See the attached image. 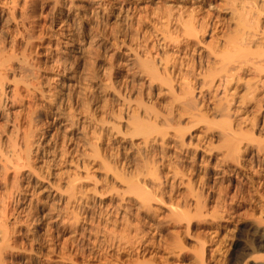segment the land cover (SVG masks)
Here are the masks:
<instances>
[{
    "label": "rangeland",
    "instance_id": "rangeland-1",
    "mask_svg": "<svg viewBox=\"0 0 264 264\" xmlns=\"http://www.w3.org/2000/svg\"><path fill=\"white\" fill-rule=\"evenodd\" d=\"M25 1L19 0L15 19L13 0H0V53L13 50L16 58L26 59L16 80L8 72L6 86H18L19 92L15 102L0 108V136L11 131L15 116L48 152L45 160L57 153L66 163L59 158L50 171L37 162L50 181L22 182L26 187L29 182L24 202L17 205L22 211L9 219L16 249L3 254V263L227 264L252 237L251 226H263L264 212V157L253 163L258 169H250L246 143L239 156L229 155L231 137L225 138L230 127L241 128L245 136L252 130L246 120L251 114L237 104L247 95L249 75L237 78L243 81L233 82L229 91L218 81L234 53L224 40L239 36L232 5L228 0H58L55 7L57 0ZM243 1L250 0L234 4L242 13ZM169 12L178 19L192 14L219 19L217 36H229L201 42L213 46L218 59L212 48L209 54L196 41L181 36L184 41H178V22L170 27L175 41L164 43L163 15ZM147 61L156 77L143 64ZM167 76L176 94L163 85ZM229 102L239 111L232 119ZM75 162L86 164L89 180L72 189L69 181L84 175ZM47 184H58L62 198L48 194Z\"/></svg>",
    "mask_w": 264,
    "mask_h": 264
},
{
    "label": "bare ground",
    "instance_id": "bare-ground-1",
    "mask_svg": "<svg viewBox=\"0 0 264 264\" xmlns=\"http://www.w3.org/2000/svg\"><path fill=\"white\" fill-rule=\"evenodd\" d=\"M21 1V0H20ZM27 1V0H26ZM25 1V2H26ZM58 1V0H57ZM60 1V0H59ZM59 1L54 5L55 7H57L58 5H60ZM65 1V0H64ZM239 1V0H238ZM237 0H228V5H232L231 7V10H232V13H233V21H234V18H236L234 15L238 16V20L237 21H234L235 24L237 25L236 28L237 31H235V36H237L238 34V30H239V36L235 37L234 36L232 38L234 39H230L229 37H226L225 36H229L227 35L228 33L226 32L225 33V36L224 38L226 39V41L224 40V38H222L224 40V42H226V45L224 43L225 46H227L229 43V45L231 44V47H232V44H233V47H234V50L232 52V60L233 62H231V60H229L228 62H225L226 64L228 63L230 66H227L224 61L223 64H225V67L221 70V74H223L221 76V79L218 80L221 84V87H223L225 90L229 89V87L237 80V83H239V81H243V79H237V78H241L243 74H247L249 75L247 80L244 81V84H246V87H244L246 90V93L247 95H244V97L240 98V101L237 100V104L240 103L242 105H244V107L242 108V112L244 110V108L246 110L245 111H249L248 113H250L252 116L251 120H249L248 118H246V120L248 121H251V132L250 134L246 135L242 132V129L239 128V129H235V128H232L230 127L229 128V132L228 133V137H225V138H228L229 139V136L231 137V143L227 141L231 144L230 147H229V151L231 155V152L236 155V156H239L241 154V150H242V147L244 145V143H246L244 145V147L246 148V152L248 153V156L250 157L248 159V161L250 160L251 161V168L250 169H258L259 166H253L254 164L253 163H260V158L261 157H264V9H263V5L260 6L259 4V0H245V2H248L246 3L247 4V7L248 5L249 6V9H247V12L249 11V13L247 14V18L245 17L244 15V12L247 13L245 10L246 8L244 7L246 4L243 2H241V4L243 3L242 8L243 7L245 9H243V13H242V10L241 12L238 10V7L235 6L234 4H236L235 2H238ZM241 1V0H240ZM239 1V2H240ZM9 2V1H8ZM227 2V1H226ZM238 2V4H239ZM260 2H263L264 3V0H260ZM13 14H12V18H15L14 17V14L15 13V10H17V6H19V0H13ZM12 3L10 5V7L12 6ZM21 3V2H20ZM2 4V3H1ZM3 4H6L5 6H9L8 3L4 2ZM2 4V6H4ZM23 4L25 5L24 3V0H23ZM22 4V5H23ZM100 4V3H99ZM239 5V6H240ZM72 6V4H71ZM10 7H7V10H12ZM24 7V6H23ZM237 9H236V8ZM262 7V8H261ZM1 8V6H0ZM22 8V7H20ZM6 10V9H5ZM4 10V11H5ZM2 11H3V8H2ZM3 11V12H4ZM10 11H7V12H10ZM166 11V10H165ZM2 12V13H3ZM6 12V11H5ZM7 12H6V15H7ZM17 12V11H16ZM19 12V11H18ZM28 12V11H27ZM1 13V15H2ZM21 13V12H20ZM165 13V12H164ZM5 13H3L4 15ZM173 13L169 12V13H166L165 15H163V18L166 20V23H167V26H165L164 28V32H161V35L162 36V40L165 42H170L172 43L173 40H174V37L171 35L172 32L170 31V27L173 25V22H178V24L182 27H180L182 29V32H181V35H179V37H183L185 40H187L188 42H193V41H196V43L198 42L199 45L203 46V48L206 49L207 47V52L209 51V54L210 51H211V48H212V54L216 52H214L213 50V46H209V44L206 45L205 44H201V42H204V38L205 37H210L212 40H215L216 37L220 38L218 34V26L219 25V19H218V23H216L217 21L216 18H214V16H212V14H207V15H204V16H193L194 14H192L191 18L190 16L188 18H190L188 20V18L184 19L183 17L184 16H180L181 18H183L184 20L179 19L178 18H175L173 15ZM175 14V13H174ZM246 19L243 18V15ZM2 15V16H3ZM10 13L8 14V16H5V17H9ZM181 15V14H180ZM179 16V14H178ZM11 17V16H10ZM161 17V16H160ZM10 19V18H9ZM8 19V20H9ZM16 19V18H15ZM215 19V20H214ZM237 19V18H236ZM7 20V18H6ZM7 20V23H9ZM164 20V21H165ZM250 20H254V24L252 23V21ZM233 22V23H234ZM6 23V21H5ZM12 23V22H11ZM9 23V24H11ZM69 23V22H68ZM67 23V24H68ZM64 24V23H63ZM162 25V24H161ZM67 26V25H65ZM16 27V26H15ZM69 27V26H68ZM235 27V26H234ZM243 29V33L240 32L241 29ZM61 28V27H60ZM154 28H156L154 26ZM222 28V27H221ZM65 29V28H63ZM160 29V28H159ZM162 29V27H161ZM22 30V29H21ZM68 30V29H67ZM155 30V29H154ZM7 31V30H6ZM23 31V30H22ZM21 31V32H22ZM159 31V30H157ZM161 31V30H160ZM223 31V29L221 30ZM234 31V30H233ZM65 32H68L65 30ZM171 32V33H170ZM18 33V32H17ZM64 33V32H63ZM220 33V32H219ZM224 33V31H223ZM240 33H242L240 36ZM67 34V33H66ZM222 34V32L220 33ZM8 35V34H7ZM11 35V34H10ZM14 35V34H13ZM21 35L23 36V34L21 33ZM71 34L69 33L68 36H70ZM21 36V38H23ZM65 36V35H64ZM157 36V35H156ZM177 37V38H179ZM180 37V38H181ZM13 38V37H12ZM23 41V39H21ZM183 38L181 39H178V41H184ZM26 39V38H25ZM24 39V40H25ZM75 39V38H74ZM176 39V38H175ZM221 39V38H220ZM221 39V40H222ZM17 40V39H16ZM27 40V39H26ZM211 40L212 43H214L213 41ZM218 40V39H217ZM216 40V41H217ZM15 40H13V43L12 44H15L14 43ZM175 41V40H174ZM239 41H243V44L242 42L240 43ZM21 42V41H20ZM19 42V43H20ZM26 42V41H25ZM28 42V41H27ZM187 42V43H188ZM245 42V43H244ZM23 43V42H22ZM29 43V42H28ZM159 43V42H157ZM175 43V42H174ZM176 43H177V39H176ZM178 43H181V42H178ZM177 43V44H178ZM185 43V42H184ZM195 43V42H194ZM24 44V43H23ZM27 44V43H26ZM30 44V43H29ZM27 44V45H29ZM191 44V43H189ZM25 45V44H24ZM170 45V44H169ZM176 45V44H175ZM192 45V44H191ZM197 45V44H196ZM197 45V46H199ZM213 45V44H211ZM228 45V46H229ZM8 46V45H7ZM13 46V45H11ZM10 46V47H11ZM17 46V44H16ZM16 46H14L13 48H16ZM22 46V45H21ZM154 46V45H153ZM179 46V45H178ZM18 47V46H17ZM29 47V46H28ZM12 48V49H13ZM20 48V47H18ZM24 48V47H23ZM177 48V46H176ZM215 48V47H214ZM220 48V47H219ZM226 48V47H225ZM228 48V47H227ZM226 48V49H227ZM1 49V48H0ZM25 49V48H24ZM26 49H27V46H26ZM31 49V48H30ZM188 49V48H187ZM224 49V48H223ZM4 50V54L6 53L5 52V49ZM16 49H14L15 51ZM19 50H22L21 48ZM17 49V51H19ZM205 50V51H206ZM225 50V49H224ZM223 50V51H224ZM11 51V49H10ZM27 51V50H26ZM199 51V50H198ZM197 51V52H198ZM222 51V52H223ZM0 52H2V50H0ZM28 52V51H27ZM228 52V49L227 51ZM8 53V52H7ZM201 53V52H200ZM199 53V54H200ZM4 54L0 53V108L1 107H6L7 104L9 102V100H13L18 92H19V88L18 86H13L12 88H8V84L10 83H6V79L9 81L8 79V74L9 73H12L14 72V79L16 80V75L17 72L16 71H19V72H22L24 71L25 67H26V59L25 57H21V58H16L17 56L14 54L13 50H12V53H10L8 56H4ZM12 54V55H11ZM14 54V55H13ZM208 54V53H207ZM208 54V55H209ZM216 56H218V54L216 53L215 54ZM15 56V57H14ZM211 56V55H209ZM214 56V54L212 55ZM214 56V58L216 57ZM137 57V56H136ZM202 57V56H201ZM162 58V57H161ZM217 58V57H216ZM218 59V58H217ZM216 60V59H215ZM139 61V60H138ZM174 61V60H173ZM218 61V60H217ZM149 61H147L146 63H143L146 67L147 70L148 67L150 68V70L152 71V73L155 74V77L157 76L155 70L153 67H151L150 64L152 63H148ZM170 62V61H169ZM221 60H220V63H222ZM210 63V62H209ZM232 63V64H231ZM221 64V65H223ZM166 65L168 67V63L166 62ZM195 66V65H194ZM224 66V65H223ZM167 67H164L166 69H168ZM192 67V66H191ZM36 68V67H35ZM172 68V67H171ZM173 69V68H172ZM169 70V69H168ZM168 70H166L168 72ZM175 70V69H174ZM194 69H192L193 71ZM12 71V72H10ZM199 71V70H198ZM201 71V70H200ZM9 72V73H8ZM18 72V73H19ZM166 72V73H167ZM173 72V70H172ZM176 72V71H175ZM195 72V71H194ZM23 73V72H22ZM201 73V72H200ZM11 74V75H12ZM171 74V73H170ZM173 74V73H172ZM192 74V72H191ZM168 75V73H167ZM195 75V74H194ZM201 73V77H199L200 79L206 75H203ZM217 75L219 76V74L217 73ZM216 74H214L213 76L211 77H214L212 80H211V83H214L215 82V78L217 76ZM35 76V75H34ZM162 76V75H161ZM160 76V77H161ZM170 76V75H169ZM167 76V78L165 79H168L169 81H162L163 82V85H167V88L168 90H170V92L174 91L175 89V85L173 83H175L174 81H172L171 77ZM175 76V74H174ZM199 76V75H198ZM208 76V75H207ZM207 76L205 77V80L207 79ZM171 79H169V78ZM177 77V76H176ZM184 77V76H183ZM182 77V78H183ZM11 78V77H10ZM190 78V77H189ZM219 77H217L218 79ZM243 78V77H242ZM192 79V78H190ZM204 79V78H203ZM160 80V79H158ZM239 80V81H238ZM161 81V80H160ZM184 81V80H182ZM190 82V81H189ZM207 82V81H205ZM6 83V84H5ZM13 84V83H12ZM188 85L190 83H187ZM241 84V83H240ZM243 84V85H244ZM8 85V86H6ZM164 85V86H165ZM179 85V84H178ZM29 86V85H28ZM190 86V85H189ZM238 86V85H237ZM188 87V86H187ZM240 87V86H239ZM238 87V88H239ZM28 88V87H27ZM193 88V87H192ZM235 89V88H234ZM241 89V88H240ZM201 90V89H200ZM233 90V89H232ZM195 91V90H194ZM194 91H192L193 93H195ZM202 91V90H201ZM229 91V90H227ZM235 92V91H233ZM175 93V91H174ZM187 93V92H186ZM42 94V93H41ZM176 94V93H175ZM174 94V95H175ZM194 95V94H193ZM43 96V94H42ZM188 96V95H187ZM195 96V95H194ZM193 97V96H191ZM203 98V97H202ZM230 98V97H229ZM228 98V100H230ZM246 98L247 101L245 100ZM237 99V98H236ZM242 99V101H241ZM10 100V101H11ZM195 100V99H194ZM232 100V98H231ZM14 101V100H13ZM11 101V103L13 102ZM234 101V100H232ZM15 102V101H14ZM194 102V101H193ZM247 102V103H246ZM232 103V102H231ZM246 105V106H245ZM11 106V105H10ZM2 108V109H3ZM7 108V107H6ZM9 108V107H8ZM227 111L228 113L230 114V117L232 119V117H237V114L239 113V111H237V109H235L233 107V105L229 103H227ZM217 114V113H216ZM215 114V115H216ZM157 115V114H156ZM160 115V114H159ZM233 115V116H231ZM239 115V114H238ZM248 115V114H247ZM249 116V115H248ZM157 117V116H156ZM9 118V117H8ZM7 118V119H8ZM14 121H13V124L11 125V131L9 133H7L8 135H6L5 137H1L0 136V186H4L5 187V192H1L0 190V264H4L3 262H6L5 260L3 261V254L6 253L7 251L9 250H12L14 251V248L12 246V244L10 243V241L12 240V233L10 232V228H9V219L10 217H15L16 215H18L22 209L21 207H18L17 205L20 203V202H24V190L29 186V182H27L26 184L28 185L26 187V185H24L22 182L24 180H28V181H45L47 178V180H49V176L48 177H45L43 176L44 174H42L40 171H39V168L36 167V164L37 162H41L45 167H47L46 169L47 170H50L52 171L51 169H54V167L58 166L60 163L57 159L60 158V160L64 163H66V160L64 159L65 156L64 155H57V153L55 154L54 152V156H52L50 160L46 159L45 160V154L48 155V152L47 151H44V149H42V144L39 142V141H34L35 137L33 138L32 137V131L30 132L29 130L28 131H23L22 129H25V128H22V125H19L18 124V121L16 120V117L14 116ZM18 118V117H17ZM32 118V117H31ZM29 119V118H28ZM166 119V118H165ZM9 120V119H8ZM33 120V118H32ZM32 120H31V123H32ZM35 120V119H34ZM240 120V119H239ZM242 120V119H241ZM245 120V122H246ZM12 121V120H11ZM36 121V120H35ZM9 122V121H8ZM244 122V121H243ZM239 123V122H238ZM241 123V122H240ZM239 123V124H240ZM9 124V123H8ZM242 124V123H241ZM240 124V125H241ZM243 125V124H242ZM241 125V127H242ZM21 126V127H20ZM211 126V125H210ZM84 129V128H83ZM227 129V128H226ZM225 129V130H226ZM33 130V128H32ZM39 130V129H38ZM227 131V130H226ZM225 131V132H226ZM6 132V131H5ZM37 132V131H36ZM247 134V133H246ZM5 135V133L3 134ZM2 135V136H3ZM36 135V133L34 134ZM222 135H226V134H222ZM221 135V136H222ZM227 136V135H226ZM53 138V137H52ZM34 139V140H33ZM90 140V139H88ZM41 141V140H40ZM89 142V141H88ZM47 143V142H46ZM228 143V144H229ZM227 144V145H228ZM45 145V143H44ZM94 147V146H93ZM228 147V146H227ZM226 147V148H227ZM94 149V148H93ZM228 149V148H227ZM95 150V149H94ZM78 151V150H77ZM82 152V151H81ZM97 151H95L96 153ZM245 152V151H244ZM100 153V152H98ZM97 153V154H98ZM96 156H99V155H96ZM228 156V154H227ZM81 158L84 157V156H80ZM87 157V156H86ZM74 158V157H73ZM98 158V157H97ZM100 158V157H99ZM98 158V159H99ZM230 158V156H229ZM77 159V158H76ZM104 159V158H103ZM102 158H100L101 160V164L104 165L105 164V160H103ZM233 159V158H232ZM234 161V159L232 160ZM73 162V161H72ZM79 162V161H78ZM246 162V161H245ZM73 164V163H71ZM75 170H77L78 172L82 171L84 175H82L83 177L81 178V175L80 174H77V178H72L71 180V183L69 181V185H71V187L69 188H72V186L75 185V183L77 181H82V180H89V173H88V169H86V164L83 165L80 164V163H76L75 162ZM106 165V164H105ZM243 166V165H242ZM43 167V166H42ZM104 168V167H103ZM43 169V168H42ZM245 169V168H244ZM46 170V171H47ZM74 170V171H75ZM50 171H48V173L50 174ZM73 171V172H74ZM77 172V173H78ZM52 173V172H51ZM59 175V174H58ZM56 176V174H55ZM12 177V178H11ZM63 177V176H62ZM76 177V176H75ZM10 178L12 180H10ZM61 179V178H60ZM56 180V179H54ZM50 181V180H49ZM57 181V180H56ZM68 181V180H67ZM86 181V182H87ZM61 182V181H60ZM48 183V181L46 182ZM51 183V182H50ZM55 183V182H54ZM77 184V183H76ZM48 187H46L49 191L48 194H51L52 193V197H56L58 196V198L61 196L62 192L61 191V187L60 186H57L56 184H47ZM60 185V183H59ZM3 187V188H4ZM264 187V185H263ZM35 188V187H34ZM46 189V190H47ZM73 189V188H72ZM71 189V190H72ZM63 190V189H62ZM138 190V189H137ZM4 191V190H3ZM47 192V191H46ZM72 191L68 192V194H70ZM254 192V191H253ZM259 192V191H258ZM263 192V191H262ZM66 193V192H65ZM259 194V193H258ZM67 195V194H65ZM73 195V193L71 194ZM260 196H262L261 194H259ZM63 196V194H62ZM61 196V198H62ZM70 196V195H69ZM145 196V195H144ZM70 198V197H68ZM264 198V197H263ZM262 198V199H263ZM147 199V198H146ZM71 200V199H70ZM61 201V200H60ZM69 201V199H68ZM263 202V201H262ZM68 203V202H67ZM70 203V201H69ZM198 203V202H197ZM262 204V203H261ZM264 204V203H263ZM24 205V204H23ZM69 205V204H67ZM198 206V205H196ZM199 207V206H198ZM197 207V208H198ZM259 209V208H258ZM256 210V209H255ZM264 210V209H263ZM197 213H198V210H197ZM205 214V213H204ZM220 214V213H219ZM218 214V215H219ZM254 214V213H253ZM252 215V213L250 214ZM262 215V213H261ZM263 215H264V212H263ZM262 216H260V223L263 225L261 227H257L258 226V223H256L257 226H255V228L253 227V225L251 226V228L249 229V231L251 232V236L250 238H248V242L246 243L245 246H243L241 249H236L234 251V253L232 254V257L231 259L229 260V262L227 264H264V224L261 222L262 220ZM216 216V215H215ZM17 217V216H16ZM15 217V218H16ZM218 217V216H217ZM14 218V219H15ZM18 218V217H17ZM16 218V219H17ZM264 220V218H263ZM15 222V221H14ZM256 221H254L255 223ZM264 222V221H263ZM251 223V222H250ZM15 232V231H14ZM13 232V233H14ZM13 238H15L13 236ZM13 241V240H12ZM14 245V244H13ZM238 246V245H237ZM239 247V246H238ZM240 248V247H239ZM55 251V250H54ZM11 252V251H10ZM203 252H205V247L203 248ZM55 252H53L54 254ZM7 255V254H6ZM8 255H9V252H8ZM58 255V254H57ZM63 258V257H62ZM61 258V259H62ZM5 259V258H4ZM60 259V258H59ZM66 259V258H65ZM66 260H69V259H66ZM63 262V261H61ZM66 261H64L63 263H65ZM69 262V261H68ZM62 263V264H63ZM66 264V263H65Z\"/></svg>",
    "mask_w": 264,
    "mask_h": 264
}]
</instances>
